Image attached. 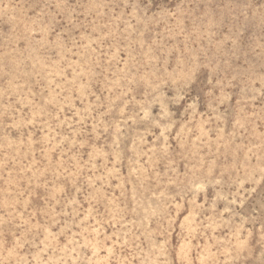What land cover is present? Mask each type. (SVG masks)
Listing matches in <instances>:
<instances>
[{
  "label": "rangeland",
  "instance_id": "obj_1",
  "mask_svg": "<svg viewBox=\"0 0 264 264\" xmlns=\"http://www.w3.org/2000/svg\"><path fill=\"white\" fill-rule=\"evenodd\" d=\"M0 264H264V0H0Z\"/></svg>",
  "mask_w": 264,
  "mask_h": 264
}]
</instances>
